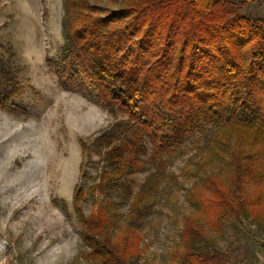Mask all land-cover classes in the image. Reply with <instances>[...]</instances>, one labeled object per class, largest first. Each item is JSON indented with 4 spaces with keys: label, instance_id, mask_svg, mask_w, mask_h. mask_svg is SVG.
Returning <instances> with one entry per match:
<instances>
[{
    "label": "trees",
    "instance_id": "trees-1",
    "mask_svg": "<svg viewBox=\"0 0 264 264\" xmlns=\"http://www.w3.org/2000/svg\"><path fill=\"white\" fill-rule=\"evenodd\" d=\"M101 2L64 0L58 69L65 85L124 115L96 140L103 146L117 141L107 152L112 169L74 192L88 255L102 264L140 262L136 226L147 213L149 191L135 194L120 227L115 203L93 199L88 215L82 204L142 171L145 143L162 164L209 126L214 131L188 171L195 181L187 197L197 214L183 218L175 262L259 264L250 245L221 250L210 231L223 232L229 220L242 218L264 226V15L241 14L264 0H109L114 10ZM213 166L220 170L210 171ZM249 188H255L252 196Z\"/></svg>",
    "mask_w": 264,
    "mask_h": 264
},
{
    "label": "rangeland",
    "instance_id": "rangeland-1",
    "mask_svg": "<svg viewBox=\"0 0 264 264\" xmlns=\"http://www.w3.org/2000/svg\"><path fill=\"white\" fill-rule=\"evenodd\" d=\"M101 4L116 8L109 0ZM241 14L262 16L264 4H248ZM63 17L64 0H0V264H102L83 244L74 192L112 169L107 152L117 141L103 146L96 140L124 115L109 113L88 91L60 80ZM213 131L205 126L190 135L162 164L145 143L142 171L95 191L82 204L84 213L93 199L113 202L120 227L135 194L149 191L147 213L136 226L143 239L138 264H176L183 218L197 214L187 197L195 181L188 171ZM254 192L249 188L246 195ZM210 237L224 251L230 243L250 245L264 264V226L251 218L229 220Z\"/></svg>",
    "mask_w": 264,
    "mask_h": 264
}]
</instances>
